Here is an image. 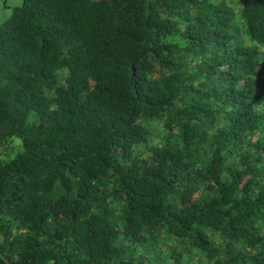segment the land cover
Masks as SVG:
<instances>
[{"label": "trees", "instance_id": "trees-1", "mask_svg": "<svg viewBox=\"0 0 264 264\" xmlns=\"http://www.w3.org/2000/svg\"><path fill=\"white\" fill-rule=\"evenodd\" d=\"M0 264H264V0H22Z\"/></svg>", "mask_w": 264, "mask_h": 264}, {"label": "rangeland", "instance_id": "rangeland-1", "mask_svg": "<svg viewBox=\"0 0 264 264\" xmlns=\"http://www.w3.org/2000/svg\"><path fill=\"white\" fill-rule=\"evenodd\" d=\"M22 0H1L0 1V22L6 21L12 14L15 7L20 6Z\"/></svg>", "mask_w": 264, "mask_h": 264}]
</instances>
